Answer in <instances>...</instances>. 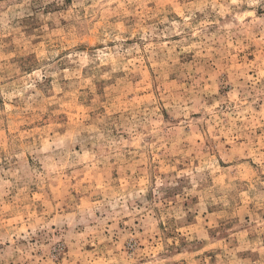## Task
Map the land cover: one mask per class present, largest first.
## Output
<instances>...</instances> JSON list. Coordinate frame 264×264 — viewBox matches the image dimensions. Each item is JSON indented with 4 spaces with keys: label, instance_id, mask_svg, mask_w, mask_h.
Segmentation results:
<instances>
[{
    "label": "rangeland",
    "instance_id": "374dc122",
    "mask_svg": "<svg viewBox=\"0 0 264 264\" xmlns=\"http://www.w3.org/2000/svg\"><path fill=\"white\" fill-rule=\"evenodd\" d=\"M0 264H264V0H0Z\"/></svg>",
    "mask_w": 264,
    "mask_h": 264
}]
</instances>
